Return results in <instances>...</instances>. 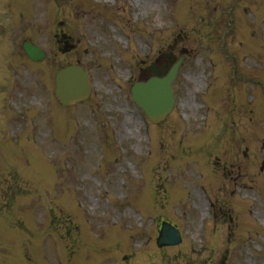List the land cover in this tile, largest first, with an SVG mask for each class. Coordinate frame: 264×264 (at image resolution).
<instances>
[{"label":"rangeland","instance_id":"374dc122","mask_svg":"<svg viewBox=\"0 0 264 264\" xmlns=\"http://www.w3.org/2000/svg\"><path fill=\"white\" fill-rule=\"evenodd\" d=\"M18 1L0 0V11L10 10L1 17L7 27L0 41V149L13 153L10 157L0 152V264H264V129L254 128L248 113L252 111L254 118L256 101L264 110V100L249 97L252 104L246 102L245 107L233 92H225L233 99L225 102L226 109L218 102L221 96L214 102L216 109L205 103L202 113L204 99L213 91L199 96L204 80L216 76L214 91L222 93L230 86L237 92L240 81L234 86L232 80L238 66L264 91V55L251 67L246 52L251 42L258 48V35L250 33L260 29L262 45L257 50L264 54V0H251L246 16L240 7L241 23L235 22V31L226 33L234 32L222 48L220 34L229 22L222 18L224 9H212L200 0ZM104 1L115 2L116 9H106ZM24 9H31L30 14ZM241 25L242 48L232 42ZM24 39L44 48L46 56L27 59L21 46ZM69 43L72 47L63 48ZM182 47L187 58L174 84L176 107L185 112L186 126L172 112L168 115L172 125L168 129L158 125L162 134L158 137L156 125L131 102L127 68L134 67L133 81L141 68L170 50L179 55ZM225 50L231 51V59L228 55L223 59ZM244 53L247 57L238 65L233 57ZM78 60L91 72L93 97L60 110L61 114L54 112L58 105L52 94L54 72ZM227 64L229 72L233 69L229 82L224 74ZM257 66L262 79L256 77ZM254 83L240 86L262 92ZM41 104L50 110L45 112ZM263 116L264 112L256 118ZM201 125L196 135L187 128ZM183 131L193 159L181 148ZM154 135L157 140L149 147ZM164 136L171 142L168 158L161 155L168 143ZM234 151L236 156L230 157ZM188 168L196 172L191 175L195 184L188 205L180 196L177 201L183 205L173 199L176 213L168 212L167 191L190 189L184 185ZM143 185L154 189L151 200L141 203L144 193L135 189ZM155 210L158 218L150 219ZM160 217L179 224V244L154 245ZM242 220L250 222L248 228L241 226Z\"/></svg>","mask_w":264,"mask_h":264},{"label":"water","instance_id":"95a60500","mask_svg":"<svg viewBox=\"0 0 264 264\" xmlns=\"http://www.w3.org/2000/svg\"><path fill=\"white\" fill-rule=\"evenodd\" d=\"M64 80H65V75L63 74V75L61 76V81L64 82ZM151 100H152V96H148V97H146V98L144 99L143 102H144L146 105H148V104L150 103Z\"/></svg>","mask_w":264,"mask_h":264},{"label":"bare ground","instance_id":"6f19581e","mask_svg":"<svg viewBox=\"0 0 264 264\" xmlns=\"http://www.w3.org/2000/svg\"><path fill=\"white\" fill-rule=\"evenodd\" d=\"M201 202H202V200H201Z\"/></svg>","mask_w":264,"mask_h":264}]
</instances>
